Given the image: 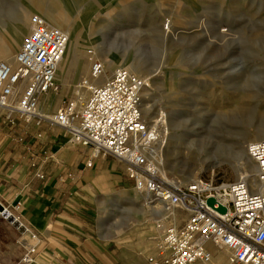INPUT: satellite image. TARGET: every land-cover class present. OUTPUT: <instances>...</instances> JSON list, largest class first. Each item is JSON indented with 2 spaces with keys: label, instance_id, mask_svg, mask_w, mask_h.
Masks as SVG:
<instances>
[{
  "label": "rangeland",
  "instance_id": "1",
  "mask_svg": "<svg viewBox=\"0 0 264 264\" xmlns=\"http://www.w3.org/2000/svg\"><path fill=\"white\" fill-rule=\"evenodd\" d=\"M43 1L0 0V37L27 10L31 17L45 12ZM46 1L56 4L58 18L44 16L68 25L85 53L89 56L92 49L104 62L102 81L125 66H133V73L144 79L143 119L158 134L152 157L166 182L183 185L193 177L231 182L253 173L245 150L260 139L256 129L264 123V0ZM34 3L40 11L33 9ZM101 48L116 64L108 66ZM127 56L129 63L123 64ZM76 60L71 55L65 73L57 71L58 89L47 95L53 109L87 96H81L85 88L80 81L88 73ZM111 189L113 196L106 193L98 200L105 227L119 226L127 211L134 212V219H151L153 205H160L152 198L145 199L151 203L134 201L131 195L118 199L133 184ZM174 211L181 225L186 213Z\"/></svg>",
  "mask_w": 264,
  "mask_h": 264
},
{
  "label": "built area",
  "instance_id": "2",
  "mask_svg": "<svg viewBox=\"0 0 264 264\" xmlns=\"http://www.w3.org/2000/svg\"><path fill=\"white\" fill-rule=\"evenodd\" d=\"M31 22L14 53V67L0 61V111L4 118L12 124L16 118L50 120L72 141L89 146L93 156L118 160L133 188L158 201L162 209L186 213L181 225L165 227L155 253L147 257L149 264H208L212 259L209 244L228 251L223 264H264V138L246 147L256 165L259 189L245 178L228 182L198 177L183 185L166 182L158 171L159 161L152 157L158 134L143 119L140 91L145 81L128 69L118 68L105 80L90 85L80 106L72 99L51 117L38 111L40 99L58 89L54 75L68 36L38 15H33ZM105 73L102 61H90L91 78ZM208 198H213L212 206L207 204ZM33 253L34 248H28L21 262H34Z\"/></svg>",
  "mask_w": 264,
  "mask_h": 264
},
{
  "label": "crops",
  "instance_id": "3",
  "mask_svg": "<svg viewBox=\"0 0 264 264\" xmlns=\"http://www.w3.org/2000/svg\"><path fill=\"white\" fill-rule=\"evenodd\" d=\"M51 100L40 99L46 117L55 111ZM117 185H132L118 160L93 156L50 120L16 118L12 124L0 111V203L24 227L0 216V264H24L21 257L30 247V264H149L160 232L179 219L174 209L172 217L151 219H134L127 211L119 226L105 227L98 200L113 196ZM208 249L213 264L226 261L225 251L210 244Z\"/></svg>",
  "mask_w": 264,
  "mask_h": 264
},
{
  "label": "bare ground",
  "instance_id": "4",
  "mask_svg": "<svg viewBox=\"0 0 264 264\" xmlns=\"http://www.w3.org/2000/svg\"><path fill=\"white\" fill-rule=\"evenodd\" d=\"M39 1H43V0H39ZM46 1V0H45ZM43 1L45 4H46V11L45 12H42L41 14H38L41 18H43L48 24L54 26V27H57L58 29H60L61 31L65 32L68 36V42H67V45H66V49H65V54L63 56V59H62V62L59 63L57 69H56V72H55V75H54V80L55 82H59V80H61L58 75H57V71L60 75H62L63 73H65L66 71V62L69 61L71 55L74 56L76 60V64H78V68L82 71L83 73L87 75V77L83 78L81 81H80V85L82 87L85 88V91L81 93V96L85 97L86 95L88 96L89 95V86L92 85V84H98L99 83V80L102 79V77L105 75H103L102 77H99L98 79H93L90 77L89 75V69L88 68V60L86 59V56H88L85 51H84V47L81 45V42L77 36V34L75 33H72L70 31V28H68V25L65 26V24H58L56 22H53L52 20H49L47 17H45V13H48V14H51L52 16H56V18H58L57 16V8H56V4L55 3H49V2H45ZM51 1V0H49ZM34 7L33 9L34 10H39V7L37 4H33ZM32 9V10H33ZM40 11V10H39ZM31 9L30 10H27L25 12V14L23 15V17H21L19 19V22L15 25H13V28L6 31V33L4 32L1 37H0V60H3L5 62H7L12 68L14 67V51H15V48L18 44V42L20 41L22 35L30 30V27L32 25V22H31ZM51 16V17H52ZM66 30V31H65ZM99 44V43H98ZM97 46V44H96ZM99 47V46H98ZM100 51L102 52V54L105 55V61H108V66H110L111 63H114L116 64L114 61H112L111 59L107 58L106 57V50L104 49H100ZM16 52V51H15ZM87 53L89 54L91 60L92 59H98V58H95L94 57V52L92 49L90 50H87ZM86 54V55H85ZM88 56V57H89ZM97 57V56H96ZM129 56L126 57V59L124 60L123 64H127L129 62H126V60H128ZM100 61H102L101 59H98ZM87 61V62H86ZM103 62V61H102ZM104 63V62H103ZM121 65V64H120ZM90 66V64H89ZM118 66V65H117ZM106 67V66H105ZM133 66L131 67H124L126 69H128L129 71L133 72L131 69H132ZM111 68V67H110ZM117 68H123V67H117ZM113 69V67L111 68ZM116 69V68H115ZM114 70V69H113ZM47 96V95H45ZM44 96V97H45ZM86 96V97H87ZM85 97V98H86ZM81 98V97H80ZM84 100V98L82 100H80L79 102H76V105L77 106H80L82 101ZM40 103V101H39ZM39 103H38V111L43 113L42 111L39 110ZM58 108L55 109V111L53 113H55L57 111ZM145 109V107H144ZM50 114L51 115H53ZM44 114V113H43ZM45 115V114H44ZM256 133L258 135H260V139H263L264 138V123L260 124L257 129H256ZM259 140V139H258ZM247 147V146H246ZM152 151L154 153V148L152 147ZM246 151V150H245ZM247 152V151H246ZM246 156H247V159L249 160V162L251 163V169L253 171V173H248V174H245L243 178L247 179L249 181V183L251 184V186L254 188V189H259V183L256 181V165L254 163V161L247 155L246 153ZM161 166L159 165L158 166V171L159 173L161 174ZM164 174V173H163ZM197 178H192V181L193 180H196ZM191 182V181H189ZM188 183V182H187ZM126 193V194H125ZM127 195H131V197L133 198L134 201H138L139 199H141L142 201L144 200L145 202L144 203H149L147 202L145 199H149L151 198L149 195L145 194L144 192L142 191H139L137 189H133V190H130V191H126L124 193H120L118 194V199H122L123 197L125 198ZM154 201V200H153ZM151 203V202H150ZM157 203H159L157 201ZM160 206L161 205H153L152 207V213L155 215V216H161L163 215L164 213H168L170 215H173V212L171 210H167V211H162L160 209ZM172 217V216H171ZM215 247V246H214ZM218 249V248H217ZM222 251H225V250H222ZM226 252V251H225ZM228 256V255H227ZM227 256H226V259H227ZM225 263V262H224ZM197 264V263H196ZM204 264V263H203ZM208 264H213V261L211 259V262L208 263ZM223 264V263H222Z\"/></svg>",
  "mask_w": 264,
  "mask_h": 264
},
{
  "label": "water",
  "instance_id": "5",
  "mask_svg": "<svg viewBox=\"0 0 264 264\" xmlns=\"http://www.w3.org/2000/svg\"><path fill=\"white\" fill-rule=\"evenodd\" d=\"M213 203H214L213 198L207 199V204L209 206H212ZM218 210L220 212H224L225 209L223 207L219 206ZM0 216H2L4 219H6L14 227H16L20 230L24 229L23 225L17 219H15V217L11 214V212L6 207H4V205H2L1 203H0Z\"/></svg>",
  "mask_w": 264,
  "mask_h": 264
}]
</instances>
